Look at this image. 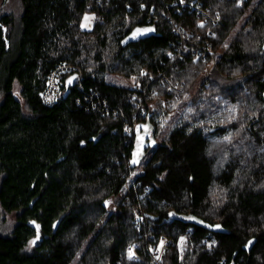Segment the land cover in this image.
<instances>
[{
	"label": "trees",
	"instance_id": "obj_1",
	"mask_svg": "<svg viewBox=\"0 0 264 264\" xmlns=\"http://www.w3.org/2000/svg\"><path fill=\"white\" fill-rule=\"evenodd\" d=\"M179 1L17 0L18 16L0 14V227L14 219L0 231V264H150L149 244L183 235V257L173 244L165 264H264V0H193L219 16L202 28L194 13L175 12ZM86 15L97 18L89 30ZM170 19L191 36L181 41ZM138 27L154 31L132 39ZM206 44L218 53L208 72L209 58L191 52ZM62 63L79 81L46 107L40 93ZM133 77L154 79L144 118L128 101ZM93 92L118 115L85 110ZM185 96L171 131L132 164L137 135L148 148L168 115L161 100L179 106ZM134 115L150 134H123Z\"/></svg>",
	"mask_w": 264,
	"mask_h": 264
},
{
	"label": "built area",
	"instance_id": "obj_2",
	"mask_svg": "<svg viewBox=\"0 0 264 264\" xmlns=\"http://www.w3.org/2000/svg\"><path fill=\"white\" fill-rule=\"evenodd\" d=\"M237 5H238V0H236ZM243 2V0H239V5H241ZM182 11H188L189 13H194L199 19L197 26L198 28H202L204 26H206L207 24H212V25H216L218 18L219 17L217 14L216 16L212 17L210 14V10L209 9H204L203 7H201L198 3H196L193 0H183V3H181V0L178 3V6L176 7L175 12L176 13H181ZM97 18L94 17L93 21H92V25L94 22H96ZM100 22H102V19H99ZM170 22L174 28V33L181 39V41H185V39H188L191 36V33H187L186 31H182L180 28L177 27V25L175 24V22H173L172 19H170ZM146 23H150V19L146 20ZM203 25L202 27L200 25ZM5 29H3L4 31ZM211 32L208 31V36H211ZM199 38V36H198ZM194 50H191L192 52V58L194 60H201V61H205L206 58H209V65L211 67L215 66L218 60V53L217 55H209L210 52L212 51L210 44H206L204 45H198V47L196 45H194ZM225 49L228 48L224 46ZM190 50L188 48V46H186V44L182 45L181 49H179V53L180 54H186L188 53ZM74 72V68L72 66H70L69 64L66 63H62V64H58L55 68H53L50 73L47 76V80H46V84L45 87L43 89V91L40 93V99L41 102L44 106L46 107H52L54 105H56L60 99L62 98V95L64 93V90L62 88V82H63V78L65 79L64 82H66V80L68 79V77H70L72 75V73ZM141 73H144L143 75H147L148 73L146 72V70H142ZM141 74V76H143ZM162 76V74H161ZM139 78L137 77H133L130 79V83H131V95L128 98V101L134 103L138 110L140 111L139 117L144 118L146 116V112L143 109V105L146 104L147 108H148V112H153L155 107H154V103L152 104V101L149 99V97L152 95H156L157 91L156 89H153L151 92H149L150 89L149 85L152 83V81H154V79H151L149 83H146L145 85H143L141 83V81L138 80ZM165 83L168 84V86L170 85V81L165 79ZM163 83L161 82V85ZM64 85V84H63ZM178 92H181V89L177 90ZM171 92V88L168 90V93ZM151 93V94H149ZM85 99V103L86 106H84V109L87 111H92V112H97L99 114H105L106 116H113L116 117L118 115L117 110H111L109 109L108 103L105 99H101L98 94L96 92L91 93L90 97L84 96ZM176 99H178V97L176 96ZM162 103L166 104L165 99L161 100ZM139 126V120L138 117L136 115H134L132 117V120L125 126L124 130H123V134L127 137H131L135 134L136 130L138 129ZM127 129V131H126ZM132 185V181L131 178H126L124 181V185L122 190L120 191V197H125L126 193L129 191L130 186ZM144 217L141 215L136 214L134 217V223H136L139 219H143ZM138 227V226H136ZM181 237H184V241L183 244H181L180 242V238L177 239V241L174 243L173 240L171 239H167V238H159L158 241H156L153 244H149L147 246V252L150 255V264H165L163 261L165 260V255L167 254L169 248L173 245L176 244L178 246L179 249V253H180V257L182 258L185 251L187 250V239L188 236L187 235H183ZM161 240L164 241L163 246L161 247L160 242ZM134 246L133 251L135 252V259L136 260L138 258V255L135 251V249L137 248L136 245H131ZM192 251V249H190V252ZM159 256V259H157V257Z\"/></svg>",
	"mask_w": 264,
	"mask_h": 264
},
{
	"label": "rangeland",
	"instance_id": "obj_3",
	"mask_svg": "<svg viewBox=\"0 0 264 264\" xmlns=\"http://www.w3.org/2000/svg\"><path fill=\"white\" fill-rule=\"evenodd\" d=\"M6 12L14 13L17 16L19 15V7H18L17 0H0V14L1 13H6ZM92 21H93V19H92ZM92 21L90 20V21L85 22V20H84L82 24L87 23V27H82V28L86 29V30L91 29ZM5 31L6 30H4V32ZM151 33L152 32H149V33L143 34L141 36H147V35H150ZM210 69H211V66L209 65L206 72H208ZM117 79L120 82H122L123 84L129 82L125 78H117ZM77 81H79L78 78H77ZM13 93H14V96L19 99V87L17 85L14 86ZM187 98L188 97L185 96L184 99L180 102L179 106H177V104H173V105L170 104L168 106L169 108L166 107L165 103L163 104L162 101H161V106L163 108H165V109L167 108L166 111H164L163 113H167L168 112V115H167V117H161L159 119L158 133L155 135V137H153V138L150 137L149 138L150 144L152 146L149 145V147L146 148L142 152V157L139 159L140 163L143 164L148 159L150 153L153 150V147L157 143H160L162 141V139L171 131V129L173 128L174 124L178 121L179 117L181 116V114L184 112V110L186 108V105L188 103V99ZM161 125H163V127H161ZM211 126H214V125H211ZM150 129L151 128L148 126L147 134H150L149 133ZM152 141H155V143H152ZM109 200H111V203H112L110 205V211L114 212L116 210V207L118 206V199L114 198V197H111ZM13 225H14L13 216H9V217H7L6 223L0 227V231L6 233V232L11 230Z\"/></svg>",
	"mask_w": 264,
	"mask_h": 264
},
{
	"label": "snow or ice",
	"instance_id": "obj_4",
	"mask_svg": "<svg viewBox=\"0 0 264 264\" xmlns=\"http://www.w3.org/2000/svg\"><path fill=\"white\" fill-rule=\"evenodd\" d=\"M181 3H183V0H181ZM238 6H239V0H238ZM217 18H219V17H217ZM92 19H94V17H90V16H87V15L84 17L85 22L90 21ZM81 26L82 27H87V23H84ZM200 26L202 27L203 25L201 24ZM152 31H154V29H152V28H139L138 27V28H136V29H134L132 31L131 38L135 39V38H138L139 36H141L143 34H146V33L152 32ZM225 47H227V45H225ZM141 74L143 75L144 73H141ZM75 79H76V77H69L68 81L66 82V85L71 84ZM139 127L144 128L145 132L148 131V126L147 125H140V126H138V128ZM161 127H163V125H161ZM126 131H127V129H126ZM225 139L227 140L228 137H225ZM142 140H143V137L137 135V146H136V151H134L133 154H132V156H133V158L131 160L132 164L139 163V156L141 155L140 148H141ZM82 143H83V141H82ZM152 143H155V141H152ZM109 203H110L109 201H105V205H107ZM169 215L172 216V215H174V213H169ZM185 219L194 220L195 218L189 216V217H185ZM32 223H35V222H32ZM200 223H203V222L201 221ZM39 227H40L39 225H36L37 236H36V239H34L32 241H29L30 245H34L36 243V240L39 239V231H38ZM209 227H212V226H209ZM214 227L219 228L220 225H215ZM184 239H185L184 237H180L181 244H183ZM163 244H164V241L161 240V242H160L161 247L163 246ZM248 244L249 245L252 244V241H249ZM245 247H247V245ZM133 248H134V246H129V248H128V259L129 260H133V259L136 258L135 257V252L133 251ZM157 259H159V256L157 257Z\"/></svg>",
	"mask_w": 264,
	"mask_h": 264
},
{
	"label": "water",
	"instance_id": "obj_5",
	"mask_svg": "<svg viewBox=\"0 0 264 264\" xmlns=\"http://www.w3.org/2000/svg\"><path fill=\"white\" fill-rule=\"evenodd\" d=\"M70 77H76V79H75L71 84L66 85V82H67L68 79H69V77H68V79L66 80V82H65V84H64L65 92H64V94H63V98H66V97H67V95L69 94L70 88H72L73 86H75L76 83H77V74H72ZM144 147H145V146H143L142 143H141V148H140V152H141V154H142V152H143L144 149H145ZM135 151H136V148H135ZM140 156H141V155H140ZM140 156H139V159H140ZM30 224H31L33 227H35L34 224H32V223H30ZM28 225H29V223H28ZM56 228H57V223L54 224V226H53V230L55 231Z\"/></svg>",
	"mask_w": 264,
	"mask_h": 264
},
{
	"label": "flooded vegetation",
	"instance_id": "obj_6",
	"mask_svg": "<svg viewBox=\"0 0 264 264\" xmlns=\"http://www.w3.org/2000/svg\"><path fill=\"white\" fill-rule=\"evenodd\" d=\"M107 201H109L110 203L107 204V205L104 204V206H105V208H106V211H107L108 213H112V212L110 211V205L112 204V203H111V200H107ZM113 210H114V209H113Z\"/></svg>",
	"mask_w": 264,
	"mask_h": 264
}]
</instances>
